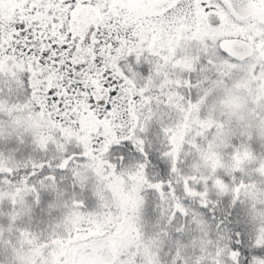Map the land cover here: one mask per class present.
Listing matches in <instances>:
<instances>
[{
  "label": "snow or ice",
  "instance_id": "obj_1",
  "mask_svg": "<svg viewBox=\"0 0 264 264\" xmlns=\"http://www.w3.org/2000/svg\"><path fill=\"white\" fill-rule=\"evenodd\" d=\"M0 264H264V0H0Z\"/></svg>",
  "mask_w": 264,
  "mask_h": 264
}]
</instances>
